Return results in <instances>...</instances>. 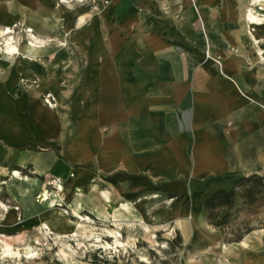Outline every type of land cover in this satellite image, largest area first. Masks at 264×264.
<instances>
[{
	"label": "crops",
	"instance_id": "1",
	"mask_svg": "<svg viewBox=\"0 0 264 264\" xmlns=\"http://www.w3.org/2000/svg\"><path fill=\"white\" fill-rule=\"evenodd\" d=\"M246 4L0 0V19L31 24L30 45L58 47L40 62L21 61L25 79L42 86L19 88L14 77L0 86V175L19 170L33 192L40 181L21 170L53 172L102 218L118 203L139 220L184 224L185 238L205 246L191 264H217L206 251L220 242L231 261L218 264H264L259 231L225 243L203 208L240 175L264 174V63L247 33ZM50 192L53 207L59 194ZM7 211L1 226L27 224Z\"/></svg>",
	"mask_w": 264,
	"mask_h": 264
},
{
	"label": "rangeland",
	"instance_id": "2",
	"mask_svg": "<svg viewBox=\"0 0 264 264\" xmlns=\"http://www.w3.org/2000/svg\"><path fill=\"white\" fill-rule=\"evenodd\" d=\"M78 2L92 5L95 0H78ZM263 11L259 9L258 12ZM6 25L11 26V32L3 33V30L7 29L4 28ZM44 26L37 24L34 27L39 38L42 37L39 33ZM30 27L32 26L25 17L13 22L0 19V86L8 87L13 83L23 89L42 86V82L37 77L25 79L19 69L20 64L24 63L21 61L40 62L45 53L51 51L50 54H55L58 47L30 45L29 41L32 39L29 34L31 31H28ZM6 39L19 49V52L12 56L13 60L4 56ZM262 41L264 42V36ZM206 53L211 56L210 48ZM257 59L264 63L263 58L257 57ZM215 60L219 62L218 59ZM15 62L19 64L18 71L11 72ZM12 77L16 79V82L12 83ZM46 94H41V99L49 106L45 101ZM57 107L59 104L56 101L53 108ZM21 171L23 176L32 177L31 179L40 182L37 191L32 192L25 189L29 184L27 185L26 181L23 182V179L12 174L6 177L0 175V200L5 204V206L0 205V233H2L0 237L6 239L8 235L21 234L20 237L13 236L9 240L14 249H19L22 254L21 258L3 257L1 253L3 243H0V264H188V262L191 264L192 261L205 258V246L198 243V240L185 238L184 224L179 225L180 227H177L174 222L157 224L151 221L150 215L141 217L139 220L135 215L136 211L129 212L130 209L121 208L118 203L108 208L110 214L107 213V216L102 218L99 214L92 213L94 207L89 205V200L84 201L83 205L81 200H76L78 190H67L66 179L62 184L64 186L62 193L57 184L51 183V180L56 178L53 172L35 174L29 172L28 168ZM248 184L253 188L250 196L247 195ZM44 186L51 191L56 190L59 194V199L54 200L56 204L53 207L47 206L41 200L40 195ZM239 191L240 195L237 196L225 226L222 230L213 227L222 235L225 243H234L226 241L225 238L229 239L237 231H244L247 228L252 229L248 233L254 230L259 231V236L264 239V177L257 183H244ZM85 192L88 193V191ZM78 204L83 206L80 208V213L88 216L87 220H82L79 227L67 220V218H76L74 209ZM8 208L17 213L16 221L27 224L10 226L9 223L1 226L7 223L4 219L8 215ZM40 217L45 219L54 217L49 222V227L42 228V232L38 230ZM116 237L122 241L118 246ZM224 249V243L212 244L206 251V255L217 264L230 263L231 255L223 254ZM26 250L33 254L31 259L25 257Z\"/></svg>",
	"mask_w": 264,
	"mask_h": 264
},
{
	"label": "bare ground",
	"instance_id": "3",
	"mask_svg": "<svg viewBox=\"0 0 264 264\" xmlns=\"http://www.w3.org/2000/svg\"><path fill=\"white\" fill-rule=\"evenodd\" d=\"M193 2L197 6V0H193ZM259 9L260 10H264V0H247V4H246L245 10H244V21L246 20L247 33L250 36V38L252 39L253 44H254V46L256 48L255 49L256 56L259 59L260 58H263L264 59V42L262 41V37L264 36V11L262 13H260V12H258ZM6 28L7 29L3 30V33H9V32H11V27L10 26H7ZM31 29L32 28H29L28 31H31ZM18 52H19L18 47L15 44H13L12 42H10L9 39H6V44H5V48H4V56L6 58H10V57H12L11 55H13L14 53H18ZM206 106L207 105H205V107ZM210 143H208V144L210 145ZM211 146H212V144H211ZM216 147H217V145H216ZM216 149H217V151H219L218 150L219 149L218 147ZM212 150H214V149H212ZM209 159H211V158H209ZM14 174L19 177L20 176L19 170H15L14 171ZM56 182L58 183L57 187H58L59 191H61V192L64 191V186L62 185L64 183V180L60 176H56ZM56 193L58 194L57 191H56ZM40 196L42 197L41 198L42 201H44L46 203L51 202L49 200L50 197H51V192H50L49 189H47V188L44 187L42 189V191H41V195ZM196 202H198V201H196ZM0 204H1V206H5V204L2 203V202ZM75 215H76V218L75 219H69V218H67V220L70 221L71 224H74L75 226H78V227L82 223V220H87V218H88L87 215L81 214L79 212H76ZM53 219H54V217L53 218H50L49 220L48 219H45L43 221V224H41V226H40V231L42 232L43 231L42 228H44V227H49V222H50V220H53ZM109 233H111V232H109ZM12 237L13 236H11V235H8L6 239L0 237V243H3L2 244L3 247H2L1 253H2L3 257H5V256H11V257L21 258V256H22L21 251L19 249H14V247L12 246L11 241L9 240ZM115 241H116L117 246L122 242V241H120V239L118 237L115 238ZM27 248H28V246H27ZM25 257L31 259V257H33V254H31V251H27L26 250ZM188 264H189V262H188Z\"/></svg>",
	"mask_w": 264,
	"mask_h": 264
},
{
	"label": "trees",
	"instance_id": "4",
	"mask_svg": "<svg viewBox=\"0 0 264 264\" xmlns=\"http://www.w3.org/2000/svg\"><path fill=\"white\" fill-rule=\"evenodd\" d=\"M263 177V174L258 173L240 175L230 188H220L208 195L203 202V208L209 224L222 230L228 221L231 209L235 206L237 196L240 195V187L247 182L257 183ZM252 192L253 188L248 184L247 195L250 196ZM251 230V228H247L244 231H237L231 238H225V240L228 242L240 241Z\"/></svg>",
	"mask_w": 264,
	"mask_h": 264
},
{
	"label": "built area",
	"instance_id": "5",
	"mask_svg": "<svg viewBox=\"0 0 264 264\" xmlns=\"http://www.w3.org/2000/svg\"><path fill=\"white\" fill-rule=\"evenodd\" d=\"M98 1H100L102 3H108L109 0H98ZM45 101H46V103L49 106L54 107L56 105V101L57 100H56L55 95H53L52 93H47L46 96H45ZM51 183H53L55 185L56 184L58 185V183L56 182V178H54L53 180H51Z\"/></svg>",
	"mask_w": 264,
	"mask_h": 264
}]
</instances>
